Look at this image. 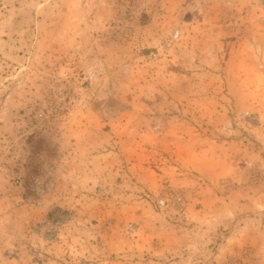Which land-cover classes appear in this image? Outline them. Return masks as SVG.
Wrapping results in <instances>:
<instances>
[{
    "label": "rangeland",
    "instance_id": "obj_1",
    "mask_svg": "<svg viewBox=\"0 0 264 264\" xmlns=\"http://www.w3.org/2000/svg\"><path fill=\"white\" fill-rule=\"evenodd\" d=\"M218 1L197 14L183 0H0V264H119L113 250L144 240L129 232L132 203L175 227L192 198L160 175L175 168V119L210 139L264 133V115L243 99L227 108L226 135L211 125L218 41L255 17ZM186 19L205 29L184 30ZM190 69L199 75L188 82L180 72ZM193 102L197 114L175 109ZM169 190L184 197L180 209L156 205ZM227 264H252L249 247Z\"/></svg>",
    "mask_w": 264,
    "mask_h": 264
},
{
    "label": "crops",
    "instance_id": "obj_2",
    "mask_svg": "<svg viewBox=\"0 0 264 264\" xmlns=\"http://www.w3.org/2000/svg\"><path fill=\"white\" fill-rule=\"evenodd\" d=\"M227 1H218L224 4L225 11L234 7L239 13L255 17L250 23L241 20L231 29L235 31V39L225 36L227 38L218 41L222 48L218 60L220 68L210 73L213 82L209 88L211 92H208L214 96L212 106L215 111H212L215 113L210 118L213 120L211 125H219L217 133L222 135L227 134V127L230 126L227 108L240 99L245 103L241 109L250 108L264 115V103L258 101L264 93V11L258 5L260 0H231L234 4L226 5ZM183 2V8H189L191 13L205 14L211 11V0ZM182 22L184 30H188V27L205 29L204 22H190L188 19ZM193 22H196L194 26ZM192 37L189 36L190 39ZM183 42L177 45L182 46ZM205 45L209 47L205 54H212L215 44L206 41ZM226 53L230 54L227 59ZM229 62L234 63V74L226 72L224 68ZM198 73L190 69L188 74L180 72V75L190 82L198 77ZM175 109L177 112L186 111L189 116L200 110L195 102L186 107L176 106ZM158 123L149 127H156L153 130L158 131L161 125ZM175 128L180 130H177L175 137L166 136L175 141V168L168 167L166 174L162 172L160 175L167 177L175 187L192 191L183 216L179 219L175 217L182 225H178L176 220L175 227L167 221L164 224L161 214L144 213L140 204L132 203L135 214L129 221L138 225L135 231L131 229L129 232L144 240L139 243L135 239L131 245L135 247L136 244L138 248H130L131 252L113 250L121 253L117 255L122 261L119 264H166L165 261H169V264H227L229 260L240 257L243 247H249L252 264H264L262 127L250 128V132L255 134L251 141H245L241 135L234 139L219 135H216L217 139L198 136L191 119H175ZM107 222L111 225L114 221ZM117 227L114 225L113 230ZM168 232L170 236H167ZM65 249L66 253L67 245ZM75 251L79 252L77 246ZM132 257L133 261L130 260Z\"/></svg>",
    "mask_w": 264,
    "mask_h": 264
},
{
    "label": "built area",
    "instance_id": "obj_3",
    "mask_svg": "<svg viewBox=\"0 0 264 264\" xmlns=\"http://www.w3.org/2000/svg\"><path fill=\"white\" fill-rule=\"evenodd\" d=\"M184 203V197L179 193H172L170 190L165 192L164 195L159 197L156 201V205L161 208L175 207V209H180ZM243 258H248V250H243Z\"/></svg>",
    "mask_w": 264,
    "mask_h": 264
}]
</instances>
